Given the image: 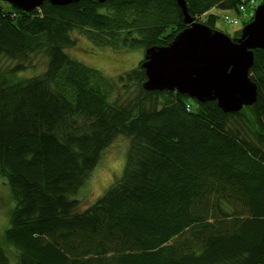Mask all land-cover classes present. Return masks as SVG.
Returning <instances> with one entry per match:
<instances>
[{"label":"trees","instance_id":"16d2710c","mask_svg":"<svg viewBox=\"0 0 264 264\" xmlns=\"http://www.w3.org/2000/svg\"><path fill=\"white\" fill-rule=\"evenodd\" d=\"M184 1L213 30L214 10L233 12L232 25L252 20L242 16L252 0ZM187 27L174 0L29 12L0 1V178L13 202L0 264H264V51L249 70L256 102L236 113L145 90L143 60L108 77L66 53L73 32L145 53ZM118 139L121 174L78 210Z\"/></svg>","mask_w":264,"mask_h":264},{"label":"water","instance_id":"95a60500","mask_svg":"<svg viewBox=\"0 0 264 264\" xmlns=\"http://www.w3.org/2000/svg\"><path fill=\"white\" fill-rule=\"evenodd\" d=\"M0 1L29 12L44 2L55 6L79 0ZM174 1L182 10L188 27L169 45L145 51L141 64L146 76L144 89L175 91L199 103L216 102L224 113H236L253 105L257 87L250 79L249 70L253 51H264V1L255 8L252 21L234 39L194 22L186 13L185 1Z\"/></svg>","mask_w":264,"mask_h":264},{"label":"rangeland","instance_id":"374dc122","mask_svg":"<svg viewBox=\"0 0 264 264\" xmlns=\"http://www.w3.org/2000/svg\"><path fill=\"white\" fill-rule=\"evenodd\" d=\"M247 2L248 0H242V3ZM260 3L261 0H255L253 3L250 1L245 5L243 13H253V7H257ZM211 13L218 16L214 30L222 32L233 39L240 36L241 30L245 26L242 25V20H240L238 25L229 24L224 20L226 14L231 17L234 16L233 12L226 13L221 10H214ZM72 37L75 39V43L66 49V53L71 58L88 67L94 68L108 77H114L135 68L144 58V50L142 48L129 52L116 53L109 49L94 48L77 32H73ZM120 144L122 147H120ZM126 147V143L118 139L105 151L102 162L94 170L90 180L86 184V188L84 189L85 196L82 195V202L78 210L91 204L94 199L102 194L101 192L104 189L106 190L108 188L106 186L110 183L111 179L113 181L116 176L113 177V175L118 170L114 163L120 164L117 160L121 158V154ZM109 163L112 164L109 165ZM114 166H116L115 170L113 169ZM119 175L116 177H119ZM12 206L13 202L10 199L8 188L6 185L3 186V181L0 178V246L3 242L2 234L7 227L8 216ZM169 247L171 246L165 245L161 250L167 251ZM167 255L165 252L162 253V259L165 260Z\"/></svg>","mask_w":264,"mask_h":264},{"label":"built area","instance_id":"2783aa9c","mask_svg":"<svg viewBox=\"0 0 264 264\" xmlns=\"http://www.w3.org/2000/svg\"><path fill=\"white\" fill-rule=\"evenodd\" d=\"M253 2V0L251 1V3ZM242 16L243 17H251L252 16V13L251 14H245V13H242Z\"/></svg>","mask_w":264,"mask_h":264}]
</instances>
